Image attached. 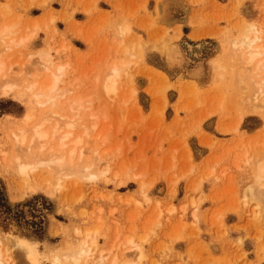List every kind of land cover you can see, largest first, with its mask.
<instances>
[{
  "label": "rangeland",
  "instance_id": "1",
  "mask_svg": "<svg viewBox=\"0 0 264 264\" xmlns=\"http://www.w3.org/2000/svg\"><path fill=\"white\" fill-rule=\"evenodd\" d=\"M252 19L264 24V0H0V25L15 22L16 38L35 31L31 42L3 54L14 74L43 76L38 54L48 51L69 64L73 96L93 90L83 103L89 112L56 110L75 118L77 134L88 130L82 160L100 173L65 176L52 193H31L0 160L5 264H33L13 241L22 236L37 242L38 264H54V255L92 239L94 254L81 264H100V254L107 257L101 264L113 254L134 264H264V175H255L264 158V108L239 80L252 67L229 47ZM175 47L179 58L169 55ZM122 56L131 59L113 101L98 87L99 75ZM16 82L8 94L0 88L8 155V136L34 100Z\"/></svg>",
  "mask_w": 264,
  "mask_h": 264
},
{
  "label": "bare ground",
  "instance_id": "2",
  "mask_svg": "<svg viewBox=\"0 0 264 264\" xmlns=\"http://www.w3.org/2000/svg\"><path fill=\"white\" fill-rule=\"evenodd\" d=\"M15 27L16 24L15 22L13 23V21H4L0 25V42H2L3 44V46L2 45L0 46L2 47L1 50L2 52H0V88L3 89V94L4 93L8 94L10 91L13 92L12 90L13 87H16L17 85L16 81H19L24 86L22 87L26 89L25 92H27L29 95H32L34 97V100L33 102L27 100L28 108L26 110L27 113L24 114L25 122L22 123V125L17 126L15 129H12L11 132L9 131L10 135L8 136V138H9V143L12 144L13 153H10L8 155L7 151L1 150L2 143L0 142V160L6 161L8 163V166L13 168L23 178V180L21 178L22 182L20 181V179L19 182H21L24 188L28 189L31 193L33 192L36 193L39 191H43L45 193H52L51 184L55 182L54 185H59L62 181V177L65 176L71 177L72 175L75 176L79 174L78 176H80V178H86L87 180L97 178V176L100 175V173L96 174L97 172L94 173L90 171L91 170L90 166L87 164V162L84 163L82 160V156H83L82 143L85 142L84 138L85 135H87L88 130H85L84 128L82 130V133L78 132L80 134H77L76 132H74V128L76 124L75 118L72 119V118H68L67 116L63 117L65 114L61 115L56 110V107H60L61 105H65V106L67 105L66 108H69L70 110H73L76 106H78L77 109L76 110L74 109L75 111H73V113L76 112L77 114L78 109L81 106V108L84 107L83 108L84 111H82V109L80 108L84 114L85 109L87 111L88 109H91L89 108V106L87 109V106H83V103L86 101L88 103L87 98L90 97V94L93 92V90H91L92 92L90 93L86 92L88 95L83 93L85 94L84 96L82 95L83 97H81V95L73 96L72 83H69L72 87L70 85L66 86L67 84L66 78L68 74L69 64L63 61L62 62L55 61L52 58L50 52L48 51H40V53L38 54L39 64L45 71L43 76L41 74L40 75L35 74L34 76L27 74L28 76H30L28 77L27 75L24 76V74L21 75L14 74L11 67L12 64L7 65L6 61L8 60V58L7 59L5 58L6 59L5 60L3 54L11 52V50L13 51V49L16 46H22L24 43L31 42L32 39L35 37V33H34L35 31H33L24 37L16 38L15 34L17 30L15 29ZM85 39L87 41V38ZM230 44H231V46L229 45L230 49L234 51L232 53L233 58L238 57L239 62L244 64L246 70L248 71L251 70V67L253 69L252 70L253 73L251 71L252 75L250 71L247 74H245L244 72L238 73V75L241 78H239L238 75L236 74L239 80L241 79L242 81V83L240 82L241 86H243V83L245 84V87H249L248 85H250L251 89L253 90L252 95L248 93V96L251 95V99H250V101H252L251 103L258 102L259 105H261L262 108H264V24L262 25V23L258 22L256 19H252L251 21H247L245 23L243 22V28L241 32L234 39L230 41ZM125 47L126 48H123L122 50H120V52L127 53L128 47L127 46ZM178 47H175V50L174 48L170 50L169 55H172L175 51L178 54L176 57L179 58L180 50ZM197 47H195V49ZM129 54L130 53L128 52V55ZM122 57L116 60L114 57V60L111 62V65L109 64L110 67L108 66L109 71L106 74L103 73L104 75L102 76L101 74L99 75V78L101 79V81L99 82H101V84L98 87L101 86L100 90H102V94L105 93V95L107 97L109 96L111 100L114 99L113 101L116 100L115 99L116 96L113 97V95H118L120 91V78L122 72L124 71V68L131 59V58L126 59L124 58V56ZM183 58L184 57H182V61ZM254 73L255 76L253 75ZM97 77L98 75L94 79H96ZM12 81L15 83H10ZM94 83H96L97 85L99 84L97 83V81H94ZM96 84L94 86H96ZM95 89L98 88L95 87ZM238 89L241 90L240 88ZM95 94L94 97L96 96ZM85 96H87V98H85ZM248 101L246 102L247 104ZM90 102H92V99L89 101V103ZM41 106L47 108V111L45 108V111L47 113L45 111H44L45 113H43L42 111L41 115H37L35 112L38 109V107ZM250 107L248 108L250 109L249 111L252 110L257 111V108H255L254 110L253 107L252 108ZM80 109H79V113L81 112ZM70 112L72 113V111ZM73 113L71 114L72 117H73ZM92 113L89 116L93 117L95 115L94 114L95 111H93ZM56 116L57 118H55ZM76 116L77 115H75V117ZM61 117L62 119L63 118H67V119H63L64 121L63 120L61 121ZM52 119L54 121H52ZM76 120L78 121V118ZM103 139L106 138L103 137ZM76 159L78 160L81 159V163H79L78 160L76 161ZM258 164L259 166H257V170H255L256 173L255 175L257 179L261 180L264 175V158ZM104 172L106 171H102L101 173ZM61 185L63 184L61 183ZM249 193L252 196L251 190H249ZM14 237L12 236V239H14ZM22 237H16L13 241L16 240V244L21 249L27 252L28 257L33 264H38L39 263L37 257L38 254L35 248V243L37 242H31L32 240L31 241L28 240L29 238L27 239ZM127 241L131 244H135V241L132 239V237L131 238L129 237ZM135 246H137V248L135 247L134 248L138 249V245L135 244ZM95 249H96L95 240L92 239L89 245L88 242L85 240L80 244L79 247L72 249L69 252L66 251L67 253H64L65 256L63 254L61 255V258H63L64 261L68 260L73 262L74 264H81V261L82 262L83 261L85 262V260L88 261L87 259H89V257H91L94 254ZM113 255H114L112 256L113 258L111 257L112 259L110 262L111 264H134L133 261H132L133 263H130L127 260L123 262L118 261L117 258L118 256H115V254ZM61 258L58 255H54L52 260L54 264H61L62 263ZM106 258H107L106 255L100 254V256L98 257V260L100 261L98 262L102 263ZM0 264H5L4 252L2 251L1 247H0Z\"/></svg>",
  "mask_w": 264,
  "mask_h": 264
}]
</instances>
